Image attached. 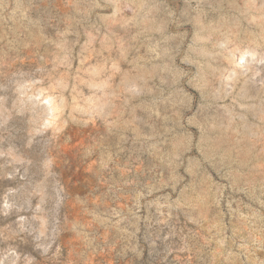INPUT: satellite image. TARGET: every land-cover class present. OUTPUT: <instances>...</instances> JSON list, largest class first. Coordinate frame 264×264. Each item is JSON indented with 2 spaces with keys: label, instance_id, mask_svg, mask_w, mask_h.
<instances>
[{
  "label": "rangeland",
  "instance_id": "374dc122",
  "mask_svg": "<svg viewBox=\"0 0 264 264\" xmlns=\"http://www.w3.org/2000/svg\"><path fill=\"white\" fill-rule=\"evenodd\" d=\"M0 264H264V0H0Z\"/></svg>",
  "mask_w": 264,
  "mask_h": 264
}]
</instances>
